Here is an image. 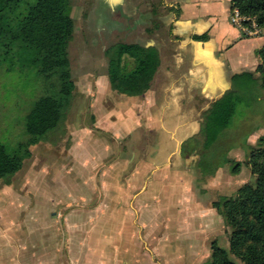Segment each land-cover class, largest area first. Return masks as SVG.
Wrapping results in <instances>:
<instances>
[{
  "label": "crops",
  "instance_id": "obj_1",
  "mask_svg": "<svg viewBox=\"0 0 264 264\" xmlns=\"http://www.w3.org/2000/svg\"><path fill=\"white\" fill-rule=\"evenodd\" d=\"M229 4L94 0L102 22L124 24L116 27L121 34L111 45L152 46L158 57L148 88L139 95L110 88L108 48L82 74L80 94L89 111V125L82 128L105 134L113 150L118 146L119 152H128L113 180L115 234L110 245L101 246L111 248L110 264H207L220 220L211 205L215 187L208 184L215 186L228 174L219 175L223 168H218L202 181L193 167L197 155L183 156L181 147L198 133L211 102L233 88V75L257 78L255 51L264 42V31L245 35L230 23ZM131 60L122 55L121 65L128 61L131 66ZM259 98L264 99L262 91ZM67 242L71 255L72 242ZM47 264H54L52 258Z\"/></svg>",
  "mask_w": 264,
  "mask_h": 264
},
{
  "label": "rangeland",
  "instance_id": "obj_2",
  "mask_svg": "<svg viewBox=\"0 0 264 264\" xmlns=\"http://www.w3.org/2000/svg\"><path fill=\"white\" fill-rule=\"evenodd\" d=\"M98 10L94 0H69L68 16L74 27L67 45L68 71L76 84L58 126L34 144L26 146L29 136L24 132V117L38 96L52 94L56 79L37 76L32 68H22L17 62H0V142L10 153L25 147L30 151L10 177L0 180V264H47L48 257L54 264L112 262L111 248L101 246L110 245L115 234L113 180L128 152H119L118 146L113 150L105 134L82 128L89 125V111L80 93L83 70L95 59H103V50L119 40L121 32L116 27L124 24L102 22ZM259 96L255 87L241 92L229 125L221 133L225 140L220 149L210 150L212 159L201 169L202 181L218 168H223L218 174H228L224 180L217 179L215 186L208 184L215 187L216 196L232 195L254 181L247 147L264 133V99ZM234 162H239V170L230 174L224 168ZM215 223L213 241L228 250L230 229L221 218ZM67 241L72 242L71 255L65 248Z\"/></svg>",
  "mask_w": 264,
  "mask_h": 264
},
{
  "label": "trees",
  "instance_id": "obj_3",
  "mask_svg": "<svg viewBox=\"0 0 264 264\" xmlns=\"http://www.w3.org/2000/svg\"><path fill=\"white\" fill-rule=\"evenodd\" d=\"M68 5L69 0H0V62H17L22 68H32L37 76L56 79V84H51L52 94L38 96L24 117V132L29 136L26 146L44 139L58 126L70 101L73 82L68 71L67 45L73 21L68 16ZM232 7L264 26V0H230L229 8ZM122 55L132 59L131 66L128 61L121 65ZM255 55L259 60L257 78L249 73L233 75V88L211 102L202 114L198 133L182 144L183 156L197 155L193 166L196 175L202 177L203 165L212 159L210 150L220 149L225 140L221 133L229 125L241 92L255 87L264 96V42ZM107 57L111 89L139 95L148 88L158 63L154 47L116 43L108 47ZM247 150L254 181L241 185L232 195H218L211 202L230 231L228 250L215 241L210 243L207 264H264V133ZM29 155L26 147L10 153L0 142V180L10 177ZM238 170L239 162L228 167L230 174Z\"/></svg>",
  "mask_w": 264,
  "mask_h": 264
},
{
  "label": "built area",
  "instance_id": "obj_4",
  "mask_svg": "<svg viewBox=\"0 0 264 264\" xmlns=\"http://www.w3.org/2000/svg\"><path fill=\"white\" fill-rule=\"evenodd\" d=\"M229 21L245 35H257L264 31V26H258L253 17L241 14L236 7L230 8Z\"/></svg>",
  "mask_w": 264,
  "mask_h": 264
}]
</instances>
